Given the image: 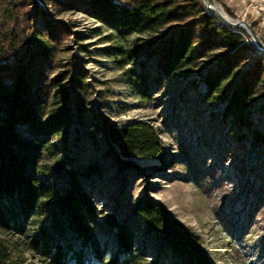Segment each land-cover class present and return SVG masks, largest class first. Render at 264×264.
I'll return each instance as SVG.
<instances>
[{
  "label": "trees",
  "instance_id": "16d2710c",
  "mask_svg": "<svg viewBox=\"0 0 264 264\" xmlns=\"http://www.w3.org/2000/svg\"><path fill=\"white\" fill-rule=\"evenodd\" d=\"M41 1L55 8L81 7L123 37L144 35L128 48L114 46L115 53L124 57L122 63L139 65L140 71L127 67L125 73L144 86L146 60L153 58L155 76H177L196 67L199 58L224 48L212 67L197 70L205 85L201 98L211 103L222 100L220 118L228 121L227 130L248 127L252 149L264 144V129L250 120L253 97L264 89V54L243 38L240 27L222 22L199 0ZM29 2L36 1L0 0V230L4 233L0 264H29L14 257L17 241L50 264H165L169 257L179 264H216L200 236L157 198L141 195L126 215L119 205L112 211L96 206L93 184L103 178L102 166L94 160L76 171L84 143L80 135L72 146L69 141L76 116L82 113V101L70 90L73 85L85 89L87 73L76 65L68 68V63L62 68L58 54L66 28L60 22L49 23L40 6L34 15L43 24L34 27L25 8ZM251 56L252 65L227 90L226 83ZM261 109L264 112V106ZM88 115L89 125L103 131L107 150L121 167L140 170L119 153L164 160L151 124L132 120L116 126L103 122L98 111ZM61 179L65 183L60 184ZM100 217V228L114 239L111 253L91 241L93 224ZM139 231L154 240L151 259L135 246ZM14 233L20 240L9 238ZM85 247H90L92 260L86 258Z\"/></svg>",
  "mask_w": 264,
  "mask_h": 264
},
{
  "label": "rangeland",
  "instance_id": "374dc122",
  "mask_svg": "<svg viewBox=\"0 0 264 264\" xmlns=\"http://www.w3.org/2000/svg\"><path fill=\"white\" fill-rule=\"evenodd\" d=\"M35 1L25 7L32 14L34 27L40 28L43 24L42 19L34 15L36 6H40L49 23L60 22L66 28L61 34L62 50L58 54V61L64 64L62 68L68 63V68L76 65L87 73L85 89L73 85L70 90L71 96L82 101V113L76 116L69 141L72 146L80 135L84 143L82 158L74 167L76 171H82L94 160L102 166L103 178L93 184L96 206L112 211L119 205L126 215L131 205L147 194L159 199L177 220L200 236L203 247L216 264H264V144L252 149L248 127H239L236 132L227 130L228 121L220 118L223 101L211 103L201 98L205 85L197 70L212 67L225 49L211 51L199 58L196 67L177 76H155L153 58L146 60L143 70H147L148 79L144 86L125 73L127 67L140 71L139 65L122 63L120 60L124 57L114 50L118 45L133 46L136 41L144 40V35L123 37L81 7L59 5L55 8L52 3ZM199 1L224 22L205 0ZM213 1L221 5L230 18L241 20V25L232 27H240L243 38L264 54V48L256 45L246 26L248 24L264 44V9L259 2ZM24 51L20 52L22 57ZM253 58L240 65L226 83L227 90L237 76L252 65ZM252 105L251 125L264 129L261 109L264 89L254 95ZM91 110L98 111L106 124L119 126L132 120L151 124L164 149V160L119 153L121 158L132 159L140 170L118 165L107 150L103 131L89 125ZM63 183L65 179L60 180V184ZM100 222L101 217L93 224L91 241L111 253L114 239L100 228ZM0 236H4L1 230ZM9 238L20 240L15 233ZM17 242L15 258H23L29 264H50L48 259ZM134 243L147 258L154 257V240L139 231L135 233ZM79 246L80 241H76L74 248ZM84 250L86 258L92 260L90 247ZM165 264L179 262L169 257Z\"/></svg>",
  "mask_w": 264,
  "mask_h": 264
},
{
  "label": "bare ground",
  "instance_id": "6f19581e",
  "mask_svg": "<svg viewBox=\"0 0 264 264\" xmlns=\"http://www.w3.org/2000/svg\"><path fill=\"white\" fill-rule=\"evenodd\" d=\"M207 5L209 7H211L214 11H216L217 13H219L220 15L224 16V18H226L227 20L231 21V22H236L235 19L230 18L228 15H226V12L223 10V8L221 7V5H219L217 2L215 1H208L205 0ZM257 2H259L260 8L264 9V0H257ZM239 23V22H237Z\"/></svg>",
  "mask_w": 264,
  "mask_h": 264
},
{
  "label": "water",
  "instance_id": "95a60500",
  "mask_svg": "<svg viewBox=\"0 0 264 264\" xmlns=\"http://www.w3.org/2000/svg\"><path fill=\"white\" fill-rule=\"evenodd\" d=\"M208 1H213V0H208ZM210 9H212L211 7H209ZM213 10V9H212ZM216 12V11H215ZM216 14L226 23H228L231 26H238L241 25V20H236V22H231L229 20H227L226 18H224V16L220 15L219 13L216 12ZM239 22V23H237ZM246 24V23H245ZM246 26L249 28V33L252 35L255 43L257 46L264 48V44L260 41V39L258 38V36L256 35V33L254 32V30L248 25L246 24Z\"/></svg>",
  "mask_w": 264,
  "mask_h": 264
}]
</instances>
